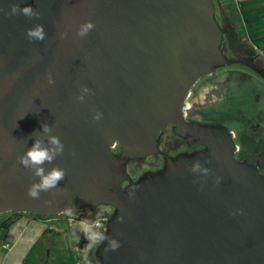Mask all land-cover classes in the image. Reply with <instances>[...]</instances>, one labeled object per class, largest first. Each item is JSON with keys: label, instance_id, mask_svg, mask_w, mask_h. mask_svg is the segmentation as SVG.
<instances>
[{"label": "water", "instance_id": "95a60500", "mask_svg": "<svg viewBox=\"0 0 264 264\" xmlns=\"http://www.w3.org/2000/svg\"><path fill=\"white\" fill-rule=\"evenodd\" d=\"M14 2L0 0V7L8 11ZM20 3L40 17L0 12V214L113 205V216L100 221L120 246L105 252L103 241L99 264H264V175L237 159L224 128L193 130L184 116L197 79L228 61L215 0ZM88 20L95 27L78 37ZM37 23L45 39L29 42L26 29ZM84 84L92 91L79 102ZM95 109L103 115L93 123ZM172 122L208 149L169 158L165 170L134 181L127 161L158 152V136ZM45 123L65 146L45 170L59 166L66 176L32 199L28 187L39 177L17 158L35 131L46 140ZM196 160L211 169L208 177L189 171Z\"/></svg>", "mask_w": 264, "mask_h": 264}, {"label": "flooded vegetation", "instance_id": "af4514ba", "mask_svg": "<svg viewBox=\"0 0 264 264\" xmlns=\"http://www.w3.org/2000/svg\"><path fill=\"white\" fill-rule=\"evenodd\" d=\"M219 24L224 29L221 49L228 61L214 64L210 72L197 79L185 101V120L193 130L199 126L224 128L235 142L237 159L257 166L264 175V58L247 41L239 40L241 34L235 27ZM177 127L172 122L162 129L158 152L127 161L126 169L134 181L165 170L169 158L192 156L208 149L206 144L197 143L196 138L190 141ZM115 152H121L119 146ZM150 156L160 160L155 169L139 177L129 171L130 163ZM128 184L126 181L123 186ZM114 210L106 219L113 216Z\"/></svg>", "mask_w": 264, "mask_h": 264}, {"label": "crops", "instance_id": "0c3cea01", "mask_svg": "<svg viewBox=\"0 0 264 264\" xmlns=\"http://www.w3.org/2000/svg\"><path fill=\"white\" fill-rule=\"evenodd\" d=\"M219 3L226 11L229 5L232 14L227 13L242 39L264 58V0H219ZM4 214L3 219L10 216V212ZM83 221L65 212L19 215L6 234L0 235V264H76L78 245L85 233ZM76 222L84 223L80 230L79 227L73 230ZM5 243L10 247H4Z\"/></svg>", "mask_w": 264, "mask_h": 264}, {"label": "clouds", "instance_id": "9594fccd", "mask_svg": "<svg viewBox=\"0 0 264 264\" xmlns=\"http://www.w3.org/2000/svg\"><path fill=\"white\" fill-rule=\"evenodd\" d=\"M0 12L5 15H23L29 19H39L40 13L36 11L31 6H21L20 0L12 3L10 9L5 11L0 7ZM95 27L91 20L85 21L79 25L76 30V35L78 37H85L88 33ZM25 35L29 42L33 41H43L45 39L46 33L44 26L42 24H35L33 27L26 29ZM62 39L67 38L68 32L64 31L60 33ZM47 83L53 85L55 80L52 76L51 71L48 72L46 77ZM91 89L86 85H81L80 90L76 96V100L79 102H84L87 95L91 93ZM102 112L98 109L93 110L92 122L96 123L101 120ZM42 132L46 136V140L40 136L38 131H35V142L28 148L18 159V164L22 165L24 168L32 171L35 177H39V180L33 182L28 187V196L32 199H39L42 192H50L52 189L58 187L60 181L65 179L66 172L63 168L59 166H54L49 170H45V164H51L57 156H61L64 153V143L59 138L58 135L53 134L52 126L47 123L42 125ZM205 163H211L210 160H206ZM189 171L192 173H199L203 177H208L211 173V169L205 167L199 160L194 161L190 167ZM216 183H219V178H217ZM122 222V218H118ZM83 230L86 233L87 238L92 241L93 244L107 241V247L104 249L105 252L115 251L119 248V242L105 234L97 231H93L92 227L85 225Z\"/></svg>", "mask_w": 264, "mask_h": 264}, {"label": "rangeland", "instance_id": "374dc122", "mask_svg": "<svg viewBox=\"0 0 264 264\" xmlns=\"http://www.w3.org/2000/svg\"><path fill=\"white\" fill-rule=\"evenodd\" d=\"M216 6H217V19L219 22L221 23H225V18H224V13L222 11V7L219 3V0H215ZM227 8V12L229 14H232L231 11H229V5L226 7ZM231 16V15H230ZM226 24V23H225ZM233 27L234 24L232 23ZM238 36V35H237ZM241 37V36H240ZM239 39L241 41H243L242 38ZM246 42V41H244ZM226 43L227 40H226ZM158 164H160V160L157 156H150L146 159H141V160H137V161H133L132 163H130L128 169L131 173L134 174V176H141L143 174H145L148 170H153L155 169ZM114 210V206L110 205V204H101L99 206H94V207H89V208H85L83 209V211H81L85 216L86 219H80V220H84L86 221V223L84 224L82 223H73V230L75 227H79L78 229L80 230V227L84 224L85 225H89L92 227L93 231H97V232H101V233H105L106 228L103 226V224L101 223L100 219H106L107 217L111 216V213ZM75 211H67L65 212V214L68 216H73L76 219H79L80 217H77V215L75 214ZM52 215V214H51ZM83 215V216H84ZM6 215H0V219H3ZM92 217V218H91ZM67 220V219H66ZM68 222H66L65 224H67ZM82 232L80 231L79 237H81ZM81 242L78 245V257H77V261L76 264H88V262H90V264H97L96 262V250L98 248V246L101 244V242L99 243H95L93 244L92 241H90L87 236L86 233H84L82 235V240H80ZM68 245V243H66Z\"/></svg>", "mask_w": 264, "mask_h": 264}, {"label": "trees", "instance_id": "16d2710c", "mask_svg": "<svg viewBox=\"0 0 264 264\" xmlns=\"http://www.w3.org/2000/svg\"><path fill=\"white\" fill-rule=\"evenodd\" d=\"M222 11L224 13V18H225V23L226 24H230L231 27H233L232 25V21H231V16L227 13L226 9L222 8ZM217 17V16H216ZM224 23V24H225ZM240 40V39H239ZM75 211L77 217H80L79 219H86V216L81 212L82 210H73ZM23 213H18V212H10V216L8 218L5 219H0V235L4 236L6 234V232L9 230L10 226L13 224V222L17 219V217L19 215H21ZM33 214H37V213H33ZM0 215H4V214H0ZM84 215V216H83ZM92 218V217H91ZM106 232V231H105ZM105 234V233H104ZM102 244V242H101ZM100 246V245H99ZM96 262L97 264H99V260L96 258ZM88 264H90V262H88ZM92 264V263H91Z\"/></svg>", "mask_w": 264, "mask_h": 264}, {"label": "built area", "instance_id": "2783aa9c", "mask_svg": "<svg viewBox=\"0 0 264 264\" xmlns=\"http://www.w3.org/2000/svg\"><path fill=\"white\" fill-rule=\"evenodd\" d=\"M4 247L9 248L10 247V244L9 243H5L4 244Z\"/></svg>", "mask_w": 264, "mask_h": 264}]
</instances>
